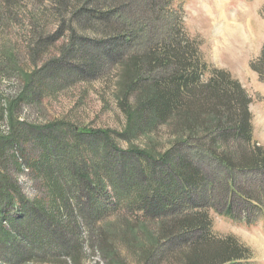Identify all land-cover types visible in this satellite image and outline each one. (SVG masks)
<instances>
[{
    "label": "trees",
    "instance_id": "trees-1",
    "mask_svg": "<svg viewBox=\"0 0 264 264\" xmlns=\"http://www.w3.org/2000/svg\"><path fill=\"white\" fill-rule=\"evenodd\" d=\"M28 1L55 23L49 37L32 31L39 37L34 56L55 40L65 44L32 73L13 54L0 58V68L24 76L23 92L0 110L9 129L0 132V263L84 264L86 247L108 264H126V246L138 264H255L236 237L215 232L210 214L226 197L227 218H234L235 196L262 208L264 147L254 139L251 99L231 73L204 58L186 31L183 6ZM0 2L12 9L20 0ZM251 69L264 85V47ZM112 74L126 116L120 133L63 121L30 125L16 116L19 104L58 84ZM114 135L128 143L158 137L161 152L123 150ZM24 166L37 187L33 198L13 176ZM238 175L263 180L249 185ZM112 214L124 219L111 221Z\"/></svg>",
    "mask_w": 264,
    "mask_h": 264
},
{
    "label": "rangeland",
    "instance_id": "rangeland-1",
    "mask_svg": "<svg viewBox=\"0 0 264 264\" xmlns=\"http://www.w3.org/2000/svg\"><path fill=\"white\" fill-rule=\"evenodd\" d=\"M18 4L10 9L7 3L0 2V58L7 53L13 54L17 66L24 73H32L42 62L56 59L65 41L63 38L55 40L34 56V49L38 46L34 39L39 37L36 35L35 38L32 31L43 34V38L49 37L55 23L45 7L33 5L28 0H20ZM175 4L183 6L186 31L201 44L208 63L231 73L247 91L251 99L254 139L264 147V85L251 69V63L260 57L264 47V0H175ZM235 22L238 28L231 25ZM23 79L21 74H10L5 68H0V110L18 99L23 92ZM119 81L115 74L93 81L74 78L63 85L58 84L54 90L37 94L28 103L19 104L16 116L30 125L43 126L63 121L76 128L108 129L120 133L126 126V116L116 99ZM0 132H9L6 118L0 119ZM114 142L123 150L134 147L154 151L157 147L156 151L161 152L157 142L161 144L163 140L153 137L151 142L142 138L128 143L114 135ZM13 176L24 195L33 198L38 194L26 166ZM238 176L240 181L249 185H257L263 180V177L256 180ZM109 193L113 195L111 189ZM234 198L233 219L223 214L227 197L222 202L217 201L218 211L211 210L214 230L223 236L236 237L251 250L255 264H264V198L261 209L236 196ZM122 215L136 223L129 211L123 210ZM118 219L124 218L110 215L111 221ZM85 249L87 257L84 264H108L98 252L91 253ZM120 253L124 263L138 264L132 249L121 246Z\"/></svg>",
    "mask_w": 264,
    "mask_h": 264
},
{
    "label": "bare ground",
    "instance_id": "bare-ground-1",
    "mask_svg": "<svg viewBox=\"0 0 264 264\" xmlns=\"http://www.w3.org/2000/svg\"><path fill=\"white\" fill-rule=\"evenodd\" d=\"M232 26H234L235 28H238V24L235 22V23H231ZM240 28H241V25H240Z\"/></svg>",
    "mask_w": 264,
    "mask_h": 264
}]
</instances>
